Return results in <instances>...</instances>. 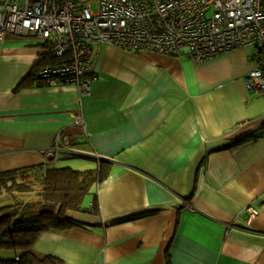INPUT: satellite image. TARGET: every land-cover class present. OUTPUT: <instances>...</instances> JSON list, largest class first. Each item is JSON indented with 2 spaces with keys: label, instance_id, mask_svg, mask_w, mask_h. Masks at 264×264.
Instances as JSON below:
<instances>
[{
  "label": "crops",
  "instance_id": "1",
  "mask_svg": "<svg viewBox=\"0 0 264 264\" xmlns=\"http://www.w3.org/2000/svg\"><path fill=\"white\" fill-rule=\"evenodd\" d=\"M257 58L253 47L196 63L98 46L90 95L79 98L35 80L49 61L39 37L7 34L0 172L106 175L71 213L77 225L42 232L33 251L64 264H264V96L246 81ZM79 109L89 137L74 123ZM60 131L83 154L47 162ZM129 216L139 217L115 223ZM18 254L0 249V261Z\"/></svg>",
  "mask_w": 264,
  "mask_h": 264
},
{
  "label": "built area",
  "instance_id": "2",
  "mask_svg": "<svg viewBox=\"0 0 264 264\" xmlns=\"http://www.w3.org/2000/svg\"><path fill=\"white\" fill-rule=\"evenodd\" d=\"M7 34L39 37L49 61L35 80L49 88L74 87L79 98L90 95L98 46L186 56L196 63L253 47L258 65L247 87L264 96V0H0V45ZM74 123L89 137L81 109ZM78 141L60 131L45 150L52 155L47 162L64 152L82 155L73 148Z\"/></svg>",
  "mask_w": 264,
  "mask_h": 264
},
{
  "label": "trees",
  "instance_id": "3",
  "mask_svg": "<svg viewBox=\"0 0 264 264\" xmlns=\"http://www.w3.org/2000/svg\"><path fill=\"white\" fill-rule=\"evenodd\" d=\"M105 176L100 169L78 171L46 165L0 172V196L14 192L29 195L28 200L0 207V249L19 253L17 258L0 264H64L57 257L36 254L33 245L44 231H62L77 225L71 213L83 210L84 199ZM134 217L139 216L115 223Z\"/></svg>",
  "mask_w": 264,
  "mask_h": 264
},
{
  "label": "rangeland",
  "instance_id": "4",
  "mask_svg": "<svg viewBox=\"0 0 264 264\" xmlns=\"http://www.w3.org/2000/svg\"><path fill=\"white\" fill-rule=\"evenodd\" d=\"M28 200L29 199V195L28 194H24V193H3L0 196V207L6 204H10L12 202H15L17 200Z\"/></svg>",
  "mask_w": 264,
  "mask_h": 264
}]
</instances>
